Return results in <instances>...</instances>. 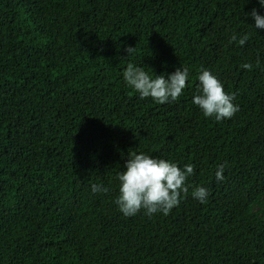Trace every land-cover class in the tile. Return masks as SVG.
<instances>
[{
    "label": "trees",
    "instance_id": "16d2710c",
    "mask_svg": "<svg viewBox=\"0 0 264 264\" xmlns=\"http://www.w3.org/2000/svg\"><path fill=\"white\" fill-rule=\"evenodd\" d=\"M253 8L264 16L258 0H0V264H264ZM129 63L153 78L186 68L187 86L174 102L140 99L123 79ZM202 70L234 95L232 118L192 103ZM141 152L194 165L167 216L115 204L117 176Z\"/></svg>",
    "mask_w": 264,
    "mask_h": 264
},
{
    "label": "clouds",
    "instance_id": "9594fccd",
    "mask_svg": "<svg viewBox=\"0 0 264 264\" xmlns=\"http://www.w3.org/2000/svg\"><path fill=\"white\" fill-rule=\"evenodd\" d=\"M264 7V0H258ZM250 15L254 20V28L264 29V16L258 14L253 8ZM236 41L235 34L231 36ZM248 40L244 35L238 40L243 46ZM127 54L132 53L135 48L127 47ZM259 67V59L256 65L244 63L242 68L251 71ZM153 72V71H152ZM150 76L141 67L129 63L123 72L125 83L139 93L140 99L151 98L157 104H165L169 101H177L187 86L188 69L177 68L167 78L163 74ZM197 94L193 97L192 103L199 108L206 118H214L216 121L230 119L238 111V106L232 101L234 95L224 91L222 82L209 70H202L198 76ZM224 165H218L215 172L217 181L224 180ZM194 174V165L185 164L183 168L176 163L165 159L151 157L143 152L133 154L128 158L117 179L119 181L118 196L115 204L119 211L125 216H134L142 209L144 214L152 216L162 213L167 216L171 210L178 207L181 196H187L190 185L187 180ZM93 193L107 192L108 189L101 185L91 186ZM208 190L204 187H195L191 195L201 203H207Z\"/></svg>",
    "mask_w": 264,
    "mask_h": 264
}]
</instances>
